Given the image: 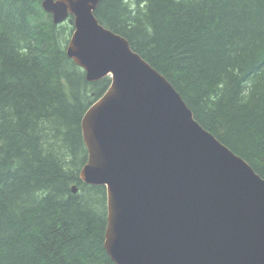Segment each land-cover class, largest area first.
<instances>
[{"label":"trees","instance_id":"16d2710c","mask_svg":"<svg viewBox=\"0 0 264 264\" xmlns=\"http://www.w3.org/2000/svg\"><path fill=\"white\" fill-rule=\"evenodd\" d=\"M94 16L264 179V0H101ZM72 32L39 0H0V264H115L106 189L80 179L81 120L111 81L86 80Z\"/></svg>","mask_w":264,"mask_h":264},{"label":"water","instance_id":"95a60500","mask_svg":"<svg viewBox=\"0 0 264 264\" xmlns=\"http://www.w3.org/2000/svg\"><path fill=\"white\" fill-rule=\"evenodd\" d=\"M73 26L66 54L110 86L84 113L83 183L104 186L115 264H264V179L193 117L171 84L99 24L101 0H39ZM76 193V186L72 187Z\"/></svg>","mask_w":264,"mask_h":264},{"label":"bare ground","instance_id":"6f19581e","mask_svg":"<svg viewBox=\"0 0 264 264\" xmlns=\"http://www.w3.org/2000/svg\"><path fill=\"white\" fill-rule=\"evenodd\" d=\"M42 8V7H41ZM48 14V13H47ZM50 15V14H49ZM51 16V15H50ZM52 19V18H51ZM109 30V29H108ZM112 32V31H111ZM120 36V35H119ZM122 37V36H121Z\"/></svg>","mask_w":264,"mask_h":264}]
</instances>
